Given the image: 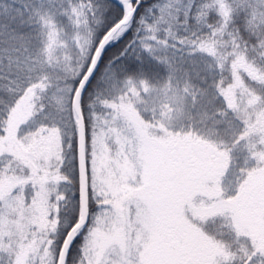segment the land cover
Here are the masks:
<instances>
[{
  "label": "snow or ice",
  "instance_id": "6c2138e0",
  "mask_svg": "<svg viewBox=\"0 0 264 264\" xmlns=\"http://www.w3.org/2000/svg\"><path fill=\"white\" fill-rule=\"evenodd\" d=\"M0 264H264V0H0Z\"/></svg>",
  "mask_w": 264,
  "mask_h": 264
}]
</instances>
